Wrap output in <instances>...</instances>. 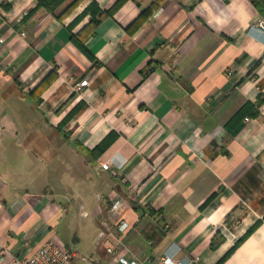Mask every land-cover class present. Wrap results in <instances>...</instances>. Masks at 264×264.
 Segmentation results:
<instances>
[{
  "label": "crops",
  "instance_id": "crops-1",
  "mask_svg": "<svg viewBox=\"0 0 264 264\" xmlns=\"http://www.w3.org/2000/svg\"><path fill=\"white\" fill-rule=\"evenodd\" d=\"M72 1L0 0V264L49 239L86 242L90 264H264V11L124 0L81 39L92 0ZM71 201L72 245L56 231Z\"/></svg>",
  "mask_w": 264,
  "mask_h": 264
},
{
  "label": "built area",
  "instance_id": "built-area-1",
  "mask_svg": "<svg viewBox=\"0 0 264 264\" xmlns=\"http://www.w3.org/2000/svg\"><path fill=\"white\" fill-rule=\"evenodd\" d=\"M252 27L264 32V20L259 19L255 24L252 25ZM3 41L4 39L0 38V43ZM87 84L88 79H83L78 84V87L81 88ZM259 113H264V103L260 105ZM249 119L250 118L248 117L246 118V120ZM101 166L104 169H108L109 162H102ZM124 206L125 201L117 199L111 205V212H114L116 215H119ZM118 218L119 220H116L115 226L120 233H123L128 229L130 223L127 220L123 219L122 216ZM0 247L2 249H6L4 245L0 244ZM117 247L118 245L116 247L108 246L106 250L108 253H116ZM80 258L81 255L73 247L63 245L55 241L54 239H49L43 242L29 254L12 256L9 261V264H79ZM174 258V255H171L170 253H165L161 257V260L164 264H185L184 261ZM117 259L122 264H138L137 261L129 260L124 255L118 254Z\"/></svg>",
  "mask_w": 264,
  "mask_h": 264
},
{
  "label": "trees",
  "instance_id": "trees-1",
  "mask_svg": "<svg viewBox=\"0 0 264 264\" xmlns=\"http://www.w3.org/2000/svg\"><path fill=\"white\" fill-rule=\"evenodd\" d=\"M65 0H37V4L36 7L33 9L35 10L38 7H45L48 10H50L51 12L55 13V11L57 10V8L64 2ZM80 0H73L70 4L68 9L73 8L74 6H76L78 4ZM124 0H117L114 5L108 9V10H101L99 8V6L96 3V0H92L91 3L88 5V7L85 9V11L83 12H90L91 19L88 22V24L81 30L80 33H78L77 35L81 38L84 39L88 32H92L94 30V28L99 24V22L101 21V19L106 15V14H112L117 8L118 6L123 2ZM255 4L257 5V7L261 10L264 11V3L260 0H254ZM149 9H146L143 11L144 16L148 15ZM32 10V11H33ZM31 11V12H32ZM30 14V12L28 13ZM59 15V14H58ZM138 20L133 22V24L131 26H133L134 24H137ZM130 26V27H131ZM74 36L73 35V39H75V41L81 46L83 47L82 43H81V39ZM113 133H110L101 143H99L95 148H93L92 150H90L91 153H95V154H100L102 153L106 147L108 146V144L111 142L112 138H113ZM220 262V261H219ZM218 262V263H219ZM217 263V264H218Z\"/></svg>",
  "mask_w": 264,
  "mask_h": 264
},
{
  "label": "rangeland",
  "instance_id": "rangeland-1",
  "mask_svg": "<svg viewBox=\"0 0 264 264\" xmlns=\"http://www.w3.org/2000/svg\"><path fill=\"white\" fill-rule=\"evenodd\" d=\"M50 179H52L51 176H49ZM94 206V203H91V205L88 207H86L89 211H91V208ZM81 207L79 206V204L76 201H71L69 203L68 206V211L67 212H62V217H61V221L60 224L56 227V231H57V235L63 239L65 242H67L68 244L72 245V227L76 226L77 224H79L81 221H83L85 219V217L83 218L82 213H81ZM90 217H92L91 215L86 218L89 219ZM69 220V222H68ZM70 227V228H69ZM77 230V233H76ZM75 230V235H78V229ZM83 241V240H82ZM78 246V251L79 253L87 256V249L86 247L88 246V244L86 242H82ZM88 260H90L89 256H87ZM79 264H90L87 261L82 260L81 258L79 259Z\"/></svg>",
  "mask_w": 264,
  "mask_h": 264
}]
</instances>
